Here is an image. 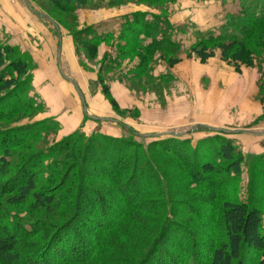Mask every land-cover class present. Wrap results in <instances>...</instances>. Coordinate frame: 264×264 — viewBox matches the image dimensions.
Here are the masks:
<instances>
[{
  "label": "trees",
  "instance_id": "trees-1",
  "mask_svg": "<svg viewBox=\"0 0 264 264\" xmlns=\"http://www.w3.org/2000/svg\"><path fill=\"white\" fill-rule=\"evenodd\" d=\"M48 1L64 10L92 2ZM241 1L243 18L232 21L228 33L223 27L225 33L201 36L191 47L201 63L213 56L207 52V44H216L224 54L237 48L234 56L239 57L250 34L264 25V0ZM126 21L116 35H100L96 28L85 30L81 36L93 44L105 39L123 40L141 53L173 50L167 25L160 17L135 14ZM178 62L176 58L168 61L170 66ZM30 68L12 47L0 45V123L43 111V105L29 92ZM103 92L109 96L106 87ZM111 103L115 108L116 103ZM58 127L55 118L0 127L1 263L264 264V185L259 197L252 190L246 199L238 196L244 158L230 139L209 136L192 147L189 139L171 137L144 149L131 133L127 139L107 134L86 136L77 130L46 147L44 139ZM207 142H212L211 146L203 151L201 146ZM152 149L184 165L190 181L182 186L191 194L198 188L210 191L190 203L176 201L175 190L159 171ZM93 157L106 166L105 170L87 165ZM251 166L252 179L264 181V154L254 156ZM96 184L108 188L107 192L102 193ZM226 187L228 194H220ZM171 202L183 212H194V221L206 228L204 236L193 232V220L175 215ZM2 205L22 207L27 212L57 210L62 215L55 221H29ZM159 213L161 220L155 221ZM35 237L37 240H32ZM120 240H138L133 249L135 260L126 263L121 256L110 257L118 253L109 248L117 252L118 246L123 248Z\"/></svg>",
  "mask_w": 264,
  "mask_h": 264
},
{
  "label": "rangeland",
  "instance_id": "rangeland-1",
  "mask_svg": "<svg viewBox=\"0 0 264 264\" xmlns=\"http://www.w3.org/2000/svg\"><path fill=\"white\" fill-rule=\"evenodd\" d=\"M96 1L92 0L85 7L64 10L48 0H9L11 5L24 9L34 23L26 22L29 31L18 35L22 42L9 43V33L0 45L12 47L30 64L29 92L38 93L40 89L48 97L34 94L38 102L44 103L43 111L24 114L8 123L1 122L0 127L23 126L58 114L57 117H64L68 124L64 129L58 122L57 131L44 139L46 147L77 130L86 136L118 134L127 137L131 133L134 141L140 142L144 149L154 141L171 137L189 139L190 145L195 147L199 139L215 136L218 140L225 136L244 158L238 196L246 199L252 190L254 196L259 197L264 181L252 179L251 170L254 169L250 164L254 156L264 154V136L252 134L264 132V25L250 34L239 57L234 56L237 48L224 54L216 44H207V52L213 56L201 63L191 47L201 36L225 33L223 27L228 33L232 21L243 18L241 0H117L112 4L103 0L101 5ZM135 14L160 17L167 25L173 50L141 53L123 40L105 39L93 44L92 40L81 36L85 30L96 28L98 34L105 35L104 27H123L126 19ZM4 19L17 24L7 11ZM57 50L60 54L58 66ZM175 58L179 62L170 66L169 59ZM40 70L47 72L49 81L35 82L39 79L37 74H42ZM104 87L109 96L104 94ZM111 100L116 103L115 108ZM74 112L81 114L78 126ZM211 143L207 142L201 149L208 150ZM152 151L159 171L175 190L176 201L190 203L199 194L210 191L198 188L194 195L191 194L182 186L190 181L184 165L163 152ZM91 160L87 163L90 168L96 166L98 170H105L106 166L97 157ZM96 187L102 193L108 189L97 184ZM226 189L220 194H228ZM171 203L175 215L193 220L190 225L193 232L204 236L206 228L194 221V212H183L176 208V202ZM2 206L29 221H55L62 215L57 210L27 212L22 207ZM159 220L160 213L155 221ZM216 223L220 225L219 216ZM114 235L118 237L117 232ZM120 242L123 248L118 246L120 252L109 248L110 252L118 253L110 257L121 256L126 263L135 260L136 250L133 249L138 240L136 243ZM111 243L112 240L109 246Z\"/></svg>",
  "mask_w": 264,
  "mask_h": 264
},
{
  "label": "crops",
  "instance_id": "crops-1",
  "mask_svg": "<svg viewBox=\"0 0 264 264\" xmlns=\"http://www.w3.org/2000/svg\"><path fill=\"white\" fill-rule=\"evenodd\" d=\"M25 6H26V4H25ZM16 8L17 9L19 8V11H17ZM28 9L30 10V7ZM6 11L13 15L14 20L17 22V24H11V23L5 21L4 18H5ZM30 11L32 12V10H30ZM29 21L34 23L33 22L34 20L29 15L26 14L24 9H22L21 7H18V6L15 7V5H11L9 3V0H0V42L4 41V37H6V35H8L10 33L11 37L9 38V43L14 44V45L18 44L17 43L18 40L21 41V39H20V37L18 35L21 34L22 32L24 33V32H28L29 31V28L26 25V22H29ZM119 29L120 28L117 27V26H114L113 28L109 27V29L104 27L103 28V30H104L103 32L104 33L109 32V33H112L113 35H116L118 33ZM11 40H12V42H11ZM59 55H60L59 54V50H57L56 51V65L57 66L60 63ZM39 72L42 73V74H37V75H39L38 76L39 79H35L36 83H38V82L39 83H43L46 80L49 81V78L47 76V72H41V70ZM38 90H39L40 93L39 92L37 93V91H34L32 93H34L36 95L37 94H39V95L41 94L40 96H43V98H44L45 97L44 95H46V93L45 92L42 93V91L40 89H38ZM34 94H32V95H34ZM48 94H50V92ZM47 97H48V95H46V99H47ZM42 105L44 107V103H42ZM57 116H58V114L55 115V116L53 115L50 118L55 117V119L60 123V126H63L62 128L66 129V124H68V121H66V119L64 117L62 119H60V118H58L59 116L58 117ZM74 116H75L74 119L77 122L79 120V117L81 116V114L77 115V113L74 112ZM78 124L79 123L77 122V126H78ZM252 134H254L256 136H264V132H259V133L258 132H253ZM112 136H118V134H113ZM259 154H263V153H259Z\"/></svg>",
  "mask_w": 264,
  "mask_h": 264
}]
</instances>
